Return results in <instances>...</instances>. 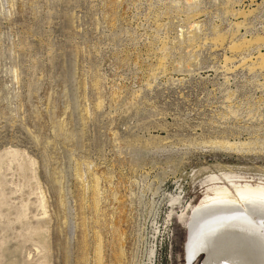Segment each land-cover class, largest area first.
<instances>
[{"label": "rangeland", "instance_id": "obj_1", "mask_svg": "<svg viewBox=\"0 0 264 264\" xmlns=\"http://www.w3.org/2000/svg\"><path fill=\"white\" fill-rule=\"evenodd\" d=\"M242 192L264 0H0V264H186L195 207Z\"/></svg>", "mask_w": 264, "mask_h": 264}, {"label": "bare ground", "instance_id": "obj_2", "mask_svg": "<svg viewBox=\"0 0 264 264\" xmlns=\"http://www.w3.org/2000/svg\"><path fill=\"white\" fill-rule=\"evenodd\" d=\"M248 193L239 198L215 193L195 207L186 264L198 255L199 264H264V193Z\"/></svg>", "mask_w": 264, "mask_h": 264}]
</instances>
